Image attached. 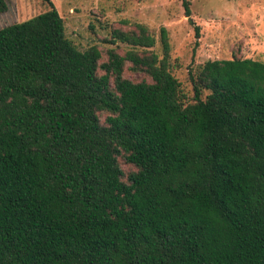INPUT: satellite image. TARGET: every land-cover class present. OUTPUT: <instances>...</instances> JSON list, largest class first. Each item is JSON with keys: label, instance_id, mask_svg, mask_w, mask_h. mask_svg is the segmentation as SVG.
Returning a JSON list of instances; mask_svg holds the SVG:
<instances>
[{"label": "trees", "instance_id": "1", "mask_svg": "<svg viewBox=\"0 0 264 264\" xmlns=\"http://www.w3.org/2000/svg\"><path fill=\"white\" fill-rule=\"evenodd\" d=\"M117 40L80 49L54 5L0 28V264H264V60L189 88L165 26Z\"/></svg>", "mask_w": 264, "mask_h": 264}, {"label": "rangeland", "instance_id": "2", "mask_svg": "<svg viewBox=\"0 0 264 264\" xmlns=\"http://www.w3.org/2000/svg\"><path fill=\"white\" fill-rule=\"evenodd\" d=\"M187 16L182 0H7L0 13V28L34 17L54 5L64 17L67 36L82 50L98 45L107 51L124 52L130 45L112 39L114 29L129 30L135 23L147 24L156 33L161 52L160 29L170 35L175 74L190 88L188 71L209 59L234 56L264 60V0H190ZM194 21L195 24L192 22ZM200 26V38L195 35ZM199 46L196 47V40ZM126 75L141 80L142 73L127 69ZM105 114L102 115V118ZM126 173L133 166L121 159Z\"/></svg>", "mask_w": 264, "mask_h": 264}]
</instances>
